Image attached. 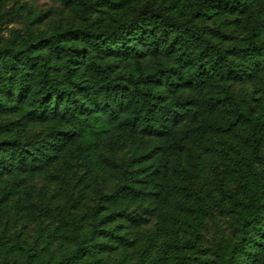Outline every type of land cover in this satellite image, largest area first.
Instances as JSON below:
<instances>
[{"label":"trees","instance_id":"obj_1","mask_svg":"<svg viewBox=\"0 0 264 264\" xmlns=\"http://www.w3.org/2000/svg\"><path fill=\"white\" fill-rule=\"evenodd\" d=\"M68 6L77 24L0 41V181L70 165L59 200L0 196V220L57 223L73 248L44 255L18 235L24 264H90L115 247L140 248L137 264H196L205 221L227 207L236 238L201 264H264V0ZM243 78L259 94L248 110L229 89ZM154 215L159 233L143 236ZM14 254L0 234V264Z\"/></svg>","mask_w":264,"mask_h":264},{"label":"rangeland","instance_id":"obj_2","mask_svg":"<svg viewBox=\"0 0 264 264\" xmlns=\"http://www.w3.org/2000/svg\"><path fill=\"white\" fill-rule=\"evenodd\" d=\"M69 0H0V41H5L10 33L20 30L23 33L33 30L50 34L60 26L71 23H78L79 17L68 6ZM90 11V9L88 10ZM40 19V24L34 21ZM230 92L235 96L241 106L248 110L257 105L259 94L255 84L243 78L229 86ZM110 144L106 147L105 154L109 155ZM68 156L48 169L47 172L36 176L23 175L17 179L5 177L0 181V196L11 192L13 197L10 206L24 198L29 199L34 204H39L40 199L56 196L57 200L64 195V172L69 165ZM72 167L71 171L74 172ZM104 190L103 185H99ZM98 203V198L93 197L88 207ZM89 211V209H87ZM57 223L43 221L40 225L34 219H6L0 220V234H4L14 245L12 264H24V259L20 256L18 235L22 238L27 247L36 248L42 254H55L60 249L72 250L67 245L63 235H55ZM238 228L235 213L230 208L214 210V216L205 221L202 231V252L193 255L192 261L201 264L208 259H213L217 247L225 242L230 243L235 240ZM160 231V223L157 224V216L149 219V223L142 227L141 234L148 236ZM140 248L124 249L115 247L110 251L98 255V261L90 264H137Z\"/></svg>","mask_w":264,"mask_h":264}]
</instances>
